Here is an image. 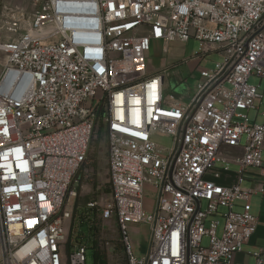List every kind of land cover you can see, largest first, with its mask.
I'll use <instances>...</instances> for the list:
<instances>
[{
	"label": "built area",
	"instance_id": "2783aa9c",
	"mask_svg": "<svg viewBox=\"0 0 264 264\" xmlns=\"http://www.w3.org/2000/svg\"><path fill=\"white\" fill-rule=\"evenodd\" d=\"M34 3L26 32L0 44V264H86L74 186L97 130L107 140L111 197L101 218L116 219L126 264H236L257 229L249 199L264 196L262 187L240 185L245 169L264 173V120L247 117L264 96V0ZM191 39L199 43L192 60L217 52L223 61L200 71L203 81L183 105L146 59L151 42L165 52ZM242 140V155L230 160L237 181L222 186L219 151ZM145 185L156 192L151 211ZM130 224L150 228L141 258L130 249ZM252 256L264 264V245Z\"/></svg>",
	"mask_w": 264,
	"mask_h": 264
},
{
	"label": "rangeland",
	"instance_id": "374dc122",
	"mask_svg": "<svg viewBox=\"0 0 264 264\" xmlns=\"http://www.w3.org/2000/svg\"><path fill=\"white\" fill-rule=\"evenodd\" d=\"M36 5L34 0H0V44L14 40L23 35L32 21ZM199 53V43L189 40L186 43H170L167 50L163 51L161 42H151L150 52L147 55L146 67L149 72H162L164 77V91L166 95L173 96L178 103L186 105L196 92L197 86L203 81L200 71L212 72L216 64L223 61L222 54L210 53L199 60H191ZM6 56L0 53V71ZM249 84L259 85V79L251 77ZM259 91H264V82H261ZM259 105L256 100L255 106ZM264 111V99L262 101L261 112ZM256 111H251L247 116L253 122ZM263 119L258 118L257 123ZM154 140L163 147L169 146L170 140L167 137L154 136ZM244 146V140L241 142ZM107 140L98 130L92 139L89 155L86 163L80 169L77 176L76 204L79 209L87 211L89 203H96L93 214L90 218L96 227V240L100 254L104 257L107 264H126L123 245L121 243L116 219L112 215L108 219L101 218L102 210L110 204V187L108 183L107 171ZM232 171L238 170L237 166L230 165ZM242 188H246L245 184ZM248 189V188H246ZM156 203V192L150 185L143 188V205L153 207ZM206 204L203 203V209ZM219 211L224 212L223 208ZM217 235L221 234L224 220L219 219ZM76 236H81L88 241L86 250V264H97L95 262L94 229H90L88 224L80 225L75 222ZM74 227V228H75ZM83 235V236H82ZM127 235L132 254L136 258L144 256L149 247L150 228L147 224L127 225ZM207 245L204 239L203 246ZM245 253H254L253 248H245ZM244 264H253L252 258H247Z\"/></svg>",
	"mask_w": 264,
	"mask_h": 264
},
{
	"label": "crops",
	"instance_id": "0c3cea01",
	"mask_svg": "<svg viewBox=\"0 0 264 264\" xmlns=\"http://www.w3.org/2000/svg\"><path fill=\"white\" fill-rule=\"evenodd\" d=\"M263 99L264 96L262 100L259 101V105L255 106V109L247 112L248 115L251 111H256L254 120L251 123L254 122L257 123L259 117H261L264 120V111L261 112ZM242 152L243 150L241 144L235 148L222 147L220 149L219 151L220 160L215 163V167H214V171H216L219 174V178L215 180L218 184L222 186L230 187L236 183L237 178L239 176V168L230 160L236 157H240L242 155ZM263 154H264V149H263ZM230 165L237 166L238 170L232 171L230 169ZM224 168H227L228 171L227 172L223 171ZM240 176L242 178V182L240 184L241 186L245 184L246 188H259V187L264 188V173L261 170L255 168H247L241 173ZM249 203L251 206L250 212L257 219V229L254 236L249 241V243L245 244L242 248V252L236 256L235 258L236 264H244L247 258H252L254 264V257L252 256L253 253H245L244 249L253 248L254 252H256L259 248H261L264 245V196L260 194H253L249 199ZM154 206L148 207L146 209L148 211H151L153 210ZM241 206H242V202L237 203L236 206L234 207V211L240 212ZM219 219H221V217L217 218L218 222L220 221Z\"/></svg>",
	"mask_w": 264,
	"mask_h": 264
},
{
	"label": "trees",
	"instance_id": "16d2710c",
	"mask_svg": "<svg viewBox=\"0 0 264 264\" xmlns=\"http://www.w3.org/2000/svg\"><path fill=\"white\" fill-rule=\"evenodd\" d=\"M92 210V209H89ZM89 210L87 211H83V209H79L77 207V205L75 204L74 209H73V220L74 221H79L80 225L83 224H91V226H89V228L92 230H95V235H94V249H95V262L98 264V262L100 260H104V257L100 254L99 252V247H98V241L96 240V227L93 224V220L91 217V215L93 214L92 212H90ZM105 261V260H104Z\"/></svg>",
	"mask_w": 264,
	"mask_h": 264
},
{
	"label": "water",
	"instance_id": "95a60500",
	"mask_svg": "<svg viewBox=\"0 0 264 264\" xmlns=\"http://www.w3.org/2000/svg\"><path fill=\"white\" fill-rule=\"evenodd\" d=\"M98 264H107V262L104 261V260H100V261L98 262Z\"/></svg>",
	"mask_w": 264,
	"mask_h": 264
}]
</instances>
